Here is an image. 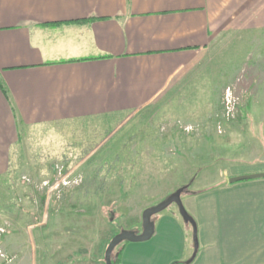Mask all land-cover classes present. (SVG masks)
<instances>
[{
  "label": "crops",
  "instance_id": "1",
  "mask_svg": "<svg viewBox=\"0 0 264 264\" xmlns=\"http://www.w3.org/2000/svg\"><path fill=\"white\" fill-rule=\"evenodd\" d=\"M256 31H264V0H0V197L11 170L27 163L29 145L59 153L57 137L69 133L60 126L140 115L185 89L203 88L204 77L217 87L219 69L203 64L213 42ZM251 128L249 137L264 136L261 123L255 134ZM254 148H237L228 169L199 173L191 194L181 197L195 223L196 251L193 229L176 208L152 219L148 241L122 243L118 264H187L194 252L189 264H264V179L228 182L264 173V145ZM148 206L126 213L119 231L110 224V237L138 233ZM70 215L87 214L64 217ZM47 222L39 245L45 264H53L57 253L71 252L60 246L72 230L60 219Z\"/></svg>",
  "mask_w": 264,
  "mask_h": 264
},
{
  "label": "rangeland",
  "instance_id": "2",
  "mask_svg": "<svg viewBox=\"0 0 264 264\" xmlns=\"http://www.w3.org/2000/svg\"><path fill=\"white\" fill-rule=\"evenodd\" d=\"M206 59L204 65L219 69L217 87L204 77L203 88L185 89L179 99L153 105L140 115L60 126L69 133L57 137L59 153L43 154L29 145L27 163L11 170L2 185L0 264H45L41 224L59 219L72 230L60 249L71 252L50 249V255L60 253L53 264H65L59 257L68 259L66 264L78 259L104 264L110 224L121 230L126 213L130 218L139 203L156 206L202 171L230 168L228 160L240 146L255 150V145H264V136H248L250 125L254 134L260 123L264 128V31L221 35ZM191 183L181 197L191 192ZM172 210L175 205L159 215ZM69 213L88 216L65 218Z\"/></svg>",
  "mask_w": 264,
  "mask_h": 264
},
{
  "label": "water",
  "instance_id": "3",
  "mask_svg": "<svg viewBox=\"0 0 264 264\" xmlns=\"http://www.w3.org/2000/svg\"><path fill=\"white\" fill-rule=\"evenodd\" d=\"M256 179H264L263 174H254L248 176H238L229 179L230 184L244 182V181H251ZM186 191V187L179 188L172 194H170L164 201L160 202L156 206L150 207L145 209L141 215V233L138 234L137 232L133 231H125L122 230L119 234L115 235L109 241L106 250L104 252V264H114L112 260V254L114 249L121 243H143L148 241L153 233H154V222L153 217L161 213L163 210L168 208L171 205H175L178 211V215L181 218L184 224H189L193 229V243H194V251L197 250V241H196V234H195V223L193 219L187 214L185 209L183 208L181 202V195ZM195 252L192 255L191 260L194 258ZM189 260L187 264L191 262Z\"/></svg>",
  "mask_w": 264,
  "mask_h": 264
},
{
  "label": "trees",
  "instance_id": "4",
  "mask_svg": "<svg viewBox=\"0 0 264 264\" xmlns=\"http://www.w3.org/2000/svg\"><path fill=\"white\" fill-rule=\"evenodd\" d=\"M190 183H191V182H189V184H187L185 187L187 188V187L190 185ZM189 194H191V192H189ZM117 254H118V253H117ZM115 255H116V254H115ZM115 255L113 256V254H112V260H113V263H114V264H118V259H117V258H116V259L114 258Z\"/></svg>",
  "mask_w": 264,
  "mask_h": 264
}]
</instances>
